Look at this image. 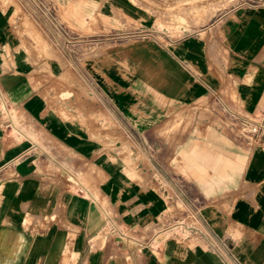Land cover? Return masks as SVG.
I'll return each instance as SVG.
<instances>
[{
    "label": "crops",
    "instance_id": "obj_1",
    "mask_svg": "<svg viewBox=\"0 0 264 264\" xmlns=\"http://www.w3.org/2000/svg\"><path fill=\"white\" fill-rule=\"evenodd\" d=\"M153 12L0 0V264H264V143L231 121L264 113V4L177 37ZM203 98L231 131L159 137Z\"/></svg>",
    "mask_w": 264,
    "mask_h": 264
},
{
    "label": "rangeland",
    "instance_id": "obj_2",
    "mask_svg": "<svg viewBox=\"0 0 264 264\" xmlns=\"http://www.w3.org/2000/svg\"><path fill=\"white\" fill-rule=\"evenodd\" d=\"M218 1L221 0H140V2L147 4L150 9L155 11L153 12L155 17L154 29H151L154 31L147 30L144 32L147 36L148 33H166L173 37H177L183 32L197 28L200 25L199 23L210 14H214V16H210V18L204 22L205 24L210 23L217 17V15L232 9L235 6L244 4H264V0H224L225 6H230L215 13L209 12L208 8ZM120 27H123V29L132 28L126 24H122ZM119 31L121 30H118V32ZM136 34L137 30H134L128 32L124 31L118 34L110 33L108 36H116L119 40L135 36ZM99 37L101 38V36L95 34L91 39L92 41H98L97 38ZM200 105L201 107L199 108H188L186 116L179 115L178 113L170 115L167 119L169 122L165 126V129L159 132V137H167L168 140L174 133L181 132L183 134H188L191 138L198 139L196 141H199L200 139L204 141L202 138L206 135L205 132H208L207 130L210 127L216 128L219 133H227L229 130L231 131L230 127H233L234 125L225 120L222 117V114L217 112L218 109H216L208 99H201ZM123 130L131 131V128L128 125H125ZM155 142L157 147L163 146V141L161 139L156 140ZM176 142L178 143L179 141ZM177 146H179V144ZM198 191V189H187V196L190 198L196 196L199 197L200 194ZM199 200H201L200 197Z\"/></svg>",
    "mask_w": 264,
    "mask_h": 264
},
{
    "label": "built area",
    "instance_id": "obj_3",
    "mask_svg": "<svg viewBox=\"0 0 264 264\" xmlns=\"http://www.w3.org/2000/svg\"><path fill=\"white\" fill-rule=\"evenodd\" d=\"M39 5L47 11L48 15L53 18L55 17L53 14L54 9L51 7V4L39 1ZM0 99L1 110L8 113L5 98L0 95ZM231 121L235 125L237 131L249 139L251 143H264V113H255L252 115L232 114Z\"/></svg>",
    "mask_w": 264,
    "mask_h": 264
}]
</instances>
